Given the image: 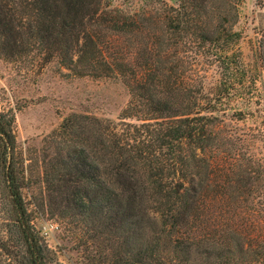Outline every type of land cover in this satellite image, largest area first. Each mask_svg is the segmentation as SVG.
Masks as SVG:
<instances>
[{
    "label": "trees",
    "instance_id": "trees-1",
    "mask_svg": "<svg viewBox=\"0 0 264 264\" xmlns=\"http://www.w3.org/2000/svg\"><path fill=\"white\" fill-rule=\"evenodd\" d=\"M163 10L156 21L112 0H0L3 60L55 59L76 75L120 77L129 92L118 121L63 117L38 172L14 111L0 110V264H62L35 223L44 210L83 264H264V170L232 172L214 130L231 88L247 85L236 80L247 71L233 49L238 0ZM202 63L220 72L210 92Z\"/></svg>",
    "mask_w": 264,
    "mask_h": 264
},
{
    "label": "rangeland",
    "instance_id": "rangeland-1",
    "mask_svg": "<svg viewBox=\"0 0 264 264\" xmlns=\"http://www.w3.org/2000/svg\"><path fill=\"white\" fill-rule=\"evenodd\" d=\"M176 2L112 0V5L129 8L139 16L150 15L157 21L163 16V9ZM234 29L239 37L233 49L240 52L247 70L236 80H243L247 85L241 89L236 83L237 89L231 88L232 99L218 112L220 120L214 130L219 149L231 152L233 165L229 168L232 172L247 167L259 168L261 173L264 170V69L259 44L264 40V0H238V19ZM129 38L121 37L118 44L126 47ZM195 68V73L204 75V90L210 92L209 88L220 77L219 69L205 63L196 64ZM128 97L127 86L120 77L76 75L55 59L31 63L5 61L0 57V110L12 108L14 111V130L19 146L34 158L36 172L41 170L43 142L63 117L77 112L118 121ZM236 110L242 113L238 115ZM226 160L229 158H222L219 164H228ZM40 189L38 183L36 190ZM26 193L28 195L30 191ZM35 223L62 264L84 263V254L78 251L74 235L58 220L44 210L37 214Z\"/></svg>",
    "mask_w": 264,
    "mask_h": 264
}]
</instances>
